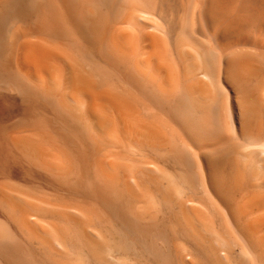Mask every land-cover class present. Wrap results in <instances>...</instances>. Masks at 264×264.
Returning <instances> with one entry per match:
<instances>
[{
    "label": "bare ground",
    "instance_id": "obj_1",
    "mask_svg": "<svg viewBox=\"0 0 264 264\" xmlns=\"http://www.w3.org/2000/svg\"><path fill=\"white\" fill-rule=\"evenodd\" d=\"M0 264H264V0H0Z\"/></svg>",
    "mask_w": 264,
    "mask_h": 264
}]
</instances>
